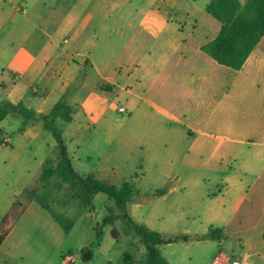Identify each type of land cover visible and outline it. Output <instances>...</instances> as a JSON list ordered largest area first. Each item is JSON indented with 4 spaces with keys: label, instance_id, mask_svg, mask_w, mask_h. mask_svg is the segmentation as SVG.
<instances>
[{
    "label": "rangeland",
    "instance_id": "1",
    "mask_svg": "<svg viewBox=\"0 0 264 264\" xmlns=\"http://www.w3.org/2000/svg\"><path fill=\"white\" fill-rule=\"evenodd\" d=\"M151 2L0 0V103L21 101L35 112L39 105L43 114L58 101L67 105L72 120L57 117L48 124L61 135L74 171L115 187L130 183L134 195L125 204V213L136 224L168 239L183 235L156 231L166 228V206L156 201L155 190L168 186L161 172L165 165L172 167L170 160L166 154L148 151V120L123 124L129 114L118 99L116 83L103 81L101 75L80 66L89 58L107 66L122 62L133 67L135 51L147 42L132 39L139 27L146 26L143 20L170 16L169 7L158 3L152 8ZM196 4L202 11L205 0ZM54 19L72 20L71 30H54ZM84 20L90 21L85 24ZM47 43L55 52L80 47L62 94L49 91L44 82L25 71L31 55ZM83 84L92 90H82ZM125 130L146 133L125 137ZM58 161L56 141L43 128V121L24 123L14 113L0 120V264H65L67 256L72 257L70 264H146L144 245L112 199L103 193L86 194L73 175L66 182L55 173L41 178ZM213 235L198 242L176 240L161 245L160 255L168 264H214L219 253L228 259L247 256L250 264H264V180L249 192L227 232L214 231Z\"/></svg>",
    "mask_w": 264,
    "mask_h": 264
},
{
    "label": "crops",
    "instance_id": "2",
    "mask_svg": "<svg viewBox=\"0 0 264 264\" xmlns=\"http://www.w3.org/2000/svg\"><path fill=\"white\" fill-rule=\"evenodd\" d=\"M210 1L205 0L201 11L196 0H152V8L158 3L169 7L170 16L143 20L146 26L139 27L132 39L149 44L135 51L133 67L122 62L107 66L86 55L80 65L103 81L116 83L118 99L129 114L125 126L135 120L150 122L148 151L166 154L172 165L160 173L168 186L156 201L165 203L167 220L166 228L156 231L185 234L186 240L177 239L184 243L201 241L213 230L227 232L249 192L264 180V35L240 69L217 64L201 50L219 29L205 11ZM54 21V30H71L72 20ZM73 34L79 40L78 33ZM79 48L55 52L51 43L44 44L31 55L25 71L49 91L62 94ZM80 88L92 90L87 84ZM26 104L30 111L43 114L39 105L35 112ZM134 133L144 136L146 131L125 130L123 136ZM225 259L219 253L213 263ZM239 261L250 264L247 256Z\"/></svg>",
    "mask_w": 264,
    "mask_h": 264
},
{
    "label": "trees",
    "instance_id": "3",
    "mask_svg": "<svg viewBox=\"0 0 264 264\" xmlns=\"http://www.w3.org/2000/svg\"><path fill=\"white\" fill-rule=\"evenodd\" d=\"M205 11L217 21L219 29L215 37L204 44L201 50L219 65L234 70L240 69L245 59L264 35V0H246L243 4H240L237 0H211ZM68 109L67 105L58 101L48 114H36L27 109L22 102L16 104L2 102L0 103V120L4 119L7 114L14 113L21 116L24 123L39 119L43 121V128L49 130L56 141L59 161L54 170L45 171L41 178L45 179L50 174L55 173L66 182L73 175L86 194H105L114 201L116 207L122 213L121 217L140 238L147 251L146 264H168L161 257L158 247L177 239L186 240L187 237L179 235L165 239L158 233L133 222L125 213V204L134 195V189L130 183L123 182L119 187H115L94 178L93 175L83 178L74 171L61 135L48 124L49 119L53 123L57 117H62L67 122L70 121L71 119L67 115ZM163 193L164 189H159L155 192V195ZM82 205L85 207L86 202H83ZM214 231L201 236L199 239L214 238Z\"/></svg>",
    "mask_w": 264,
    "mask_h": 264
},
{
    "label": "built area",
    "instance_id": "4",
    "mask_svg": "<svg viewBox=\"0 0 264 264\" xmlns=\"http://www.w3.org/2000/svg\"><path fill=\"white\" fill-rule=\"evenodd\" d=\"M117 111L119 113L124 112V108H118ZM4 142H7V139L4 138L3 139ZM65 264H70L72 262V257L71 256H67L64 260ZM220 264H243L241 261L239 260H233V259H225L223 261H221Z\"/></svg>",
    "mask_w": 264,
    "mask_h": 264
}]
</instances>
